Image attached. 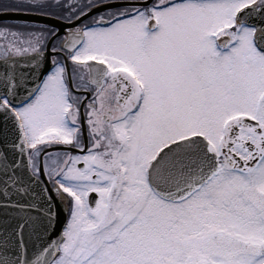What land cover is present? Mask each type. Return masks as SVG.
Wrapping results in <instances>:
<instances>
[{"label":"snow or ice","instance_id":"snow-or-ice-1","mask_svg":"<svg viewBox=\"0 0 264 264\" xmlns=\"http://www.w3.org/2000/svg\"><path fill=\"white\" fill-rule=\"evenodd\" d=\"M0 7V264H264V0Z\"/></svg>","mask_w":264,"mask_h":264},{"label":"water","instance_id":"water-1","mask_svg":"<svg viewBox=\"0 0 264 264\" xmlns=\"http://www.w3.org/2000/svg\"><path fill=\"white\" fill-rule=\"evenodd\" d=\"M0 20H10V21H20V22L22 21V22H31V23H38V24L46 23V21L42 17H39V16H32L30 18H24L23 16L18 15L16 13H12V12L0 14ZM52 23H55V22H52ZM35 243L43 244L44 241L37 240V241H35ZM38 251H39V249L36 247L31 248L32 254H35Z\"/></svg>","mask_w":264,"mask_h":264},{"label":"flooded vegetation","instance_id":"flooded-vegetation-1","mask_svg":"<svg viewBox=\"0 0 264 264\" xmlns=\"http://www.w3.org/2000/svg\"><path fill=\"white\" fill-rule=\"evenodd\" d=\"M5 2V0H0V3H3ZM6 12H4L3 8L0 7V14H4ZM7 13H10V12H7ZM23 24H27V25H41V24H34V23H26V22H14V21H7V20H2L0 21V27H3V26H9V27H12V26H16V25H23Z\"/></svg>","mask_w":264,"mask_h":264}]
</instances>
